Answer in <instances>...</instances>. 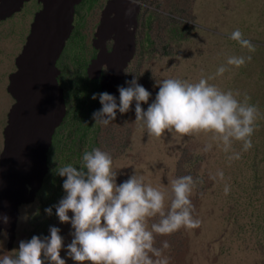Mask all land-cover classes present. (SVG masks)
Instances as JSON below:
<instances>
[{
  "label": "rangeland",
  "instance_id": "1",
  "mask_svg": "<svg viewBox=\"0 0 264 264\" xmlns=\"http://www.w3.org/2000/svg\"><path fill=\"white\" fill-rule=\"evenodd\" d=\"M129 7L133 5L128 0H82L75 7L72 35L56 63L66 116L48 152V173L40 191L33 201L19 206L14 237L6 230L0 233V255L18 250L21 241L33 236L50 237V227H57L64 241L61 258L66 264H76L67 253L74 230L70 223L59 221L54 207L66 195L62 187L66 178L56 170L68 163L79 170L83 153L100 148L113 158L117 184L134 171L153 186H168L173 177H193L191 199L201 226L156 236L157 247L164 240L170 245L162 254L167 264H264V0H141L135 12L133 55V30H129L133 16H125ZM41 9L42 4L30 0L21 11L0 21V158L4 130L16 104L8 91L10 76L17 72L16 60ZM236 29L255 45L254 52L230 39ZM97 54L98 61H94ZM249 55L251 61L239 69L226 63L230 56ZM103 65L110 72L102 80L104 91L102 81L88 77V73L98 76ZM221 65L229 70L216 76ZM202 76L214 77L209 83L223 91L239 93L241 101L247 95L258 108L253 147L245 152L234 143L239 160L229 161L230 153L215 143L204 152L210 142L204 135L182 137L166 132L157 139L142 124L124 126L126 121H135V102L127 113L117 111L113 124H95L92 115L102 108L99 94L113 95L119 105L118 88L127 87L126 82L134 77L151 93L150 104L159 91L158 82L167 78L196 82ZM141 106L146 111L148 104ZM12 156L9 153L0 163V179L14 176L8 169ZM218 171H223V181L212 179ZM225 183L230 185L228 195ZM49 207L51 215L45 212Z\"/></svg>",
  "mask_w": 264,
  "mask_h": 264
},
{
  "label": "clouds",
  "instance_id": "2",
  "mask_svg": "<svg viewBox=\"0 0 264 264\" xmlns=\"http://www.w3.org/2000/svg\"><path fill=\"white\" fill-rule=\"evenodd\" d=\"M128 2L136 6L141 0ZM133 11L134 7L127 8L125 16L130 17ZM230 39L249 52L255 51V45L243 38L239 29L231 33ZM251 58L250 55L230 56L226 63L239 69ZM107 69V65L102 66L103 71ZM228 70L221 65L215 75L223 76ZM213 78L202 76L196 82L164 79L157 83L159 91L149 104L151 93L134 77L126 82L127 87L118 88L119 105L113 95L99 94L102 108L93 113V119L95 124L107 127L113 124L117 111L125 114L135 102V121H126L124 126L142 124L148 135L157 139L166 132L182 137L204 135L210 140L204 152L211 151L215 143L224 153H230L229 161L239 160L241 154L234 150V143L241 144L245 152L253 147L259 111L249 103L247 95L241 101L237 99L239 93L210 84ZM92 99L97 96L94 94ZM142 104H148L146 111ZM56 171L66 178L62 185L66 195L54 207L59 221L70 223L74 230L67 253L76 264H167L162 254L170 245L164 240L157 247L156 236L201 226L191 199L195 182L190 175L173 177L168 186H153L134 171L127 180L117 184L113 158L100 148L83 153L79 170L68 163ZM216 178L223 181V171L212 177ZM229 192L230 185L225 183L224 194ZM45 212L51 215L52 208H46ZM69 212L73 214L71 218ZM4 222H8L7 217ZM49 231L50 237L33 236L30 241H21L18 250L0 255V264H45L46 261L66 264L60 255L64 244L60 229L50 227Z\"/></svg>",
  "mask_w": 264,
  "mask_h": 264
},
{
  "label": "bare ground",
  "instance_id": "3",
  "mask_svg": "<svg viewBox=\"0 0 264 264\" xmlns=\"http://www.w3.org/2000/svg\"><path fill=\"white\" fill-rule=\"evenodd\" d=\"M29 1L0 0V21L21 11ZM37 1L42 9L36 13L27 45L16 60L17 72L10 76L8 91L16 104L4 130V150L0 158L3 163L9 153L13 154L8 169L14 176L0 179V233L8 231L11 239L15 234L19 206L33 201L42 187L48 173L47 155L53 136L66 116L56 63L72 35L75 7L82 0ZM139 5L133 6L134 15H131L132 55L135 51L134 24L137 25L135 12ZM94 38L97 40L99 33ZM99 56L97 54V59L93 60L98 61ZM107 75L110 72L102 68L98 69V76L88 73L90 79L100 82ZM103 83L101 89L104 91ZM4 217L8 218L7 223Z\"/></svg>",
  "mask_w": 264,
  "mask_h": 264
},
{
  "label": "trees",
  "instance_id": "4",
  "mask_svg": "<svg viewBox=\"0 0 264 264\" xmlns=\"http://www.w3.org/2000/svg\"><path fill=\"white\" fill-rule=\"evenodd\" d=\"M98 111H100V109H99ZM90 115H91V111H89V116H90ZM82 116H83V117H86V113H82ZM92 116H93V115H92ZM83 117H82V118H83ZM90 117H91V116H90ZM62 123H63V122H62ZM61 125H62V124H61ZM54 139H55V134H54V136H53V140H54ZM50 150H51V148H50ZM50 150H49V151H50ZM45 177H46V176H45Z\"/></svg>",
  "mask_w": 264,
  "mask_h": 264
}]
</instances>
